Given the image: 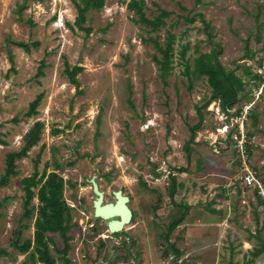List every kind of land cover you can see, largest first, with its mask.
I'll use <instances>...</instances> for the list:
<instances>
[{
  "label": "rangeland",
  "instance_id": "obj_1",
  "mask_svg": "<svg viewBox=\"0 0 264 264\" xmlns=\"http://www.w3.org/2000/svg\"><path fill=\"white\" fill-rule=\"evenodd\" d=\"M130 1L105 0L100 10L86 12L80 29L74 25L80 0H0V134L6 143L0 177L6 154L22 147L35 122L43 124L37 145L0 186V264H31L33 247L22 254L15 244L33 240L36 209L31 219L22 218L20 180L32 174L38 154V172L46 166L64 180L75 224L69 264H264V252L252 255L264 247V205L243 184L230 135L223 139L216 131L219 102L202 108L210 96L206 78L191 73L194 59L218 45L220 64L242 79L239 95L245 96L236 106L247 110L249 164L264 185V81L251 77L264 59V0H143L149 19L168 12L154 32L137 22ZM169 34L173 51L164 84L151 39L163 48ZM67 67L80 68L77 87ZM39 95L37 113L27 116ZM197 108L202 121L187 156ZM236 113H229L228 126L236 124ZM170 176L179 185L174 202L190 209L167 236L183 211L170 200ZM92 177L104 202H113L117 190L129 198L132 219L122 232L110 234L106 222L93 217ZM31 205H38L36 197ZM47 237L62 264V240Z\"/></svg>",
  "mask_w": 264,
  "mask_h": 264
},
{
  "label": "trees",
  "instance_id": "obj_2",
  "mask_svg": "<svg viewBox=\"0 0 264 264\" xmlns=\"http://www.w3.org/2000/svg\"><path fill=\"white\" fill-rule=\"evenodd\" d=\"M104 1L105 0H80L79 4L76 6L77 16L74 25L83 29L82 24L85 22L86 12L89 10H100L104 6ZM198 2L199 0H197V3ZM127 9L135 13L137 22L150 28V31L153 32L164 25V19L168 16V12L160 10L159 14L152 17V19L147 18L144 12L143 0H131L127 4ZM192 21L193 20L190 19V22ZM200 21L204 24V30L210 37V32L208 31L209 24L205 22L202 17L200 18ZM84 30L87 34L90 33L89 28ZM151 40L156 50L161 54L160 59L155 57L154 60L158 66L161 80L165 84V78L171 69L173 36L170 34L167 36V41L163 48L156 42V40ZM15 44L24 48L26 51L28 50V47L23 43L17 42ZM220 53V47L214 45L210 52L200 54L193 61L191 73L196 79L205 77L208 87L210 88V96L204 101L202 108H206L211 101H218L220 108L223 111H226L233 105L237 104L240 99L244 98L245 95H239L240 92L243 91L244 84L239 76L235 75L231 70H226L220 64L218 59ZM10 62H12L11 59ZM65 71L69 82L77 87L78 82L75 76L80 71V68L73 67L72 69H69L67 67ZM251 77L253 80H259V82H261V78L257 74H253ZM40 98L41 96L39 95L29 104L26 113L27 116H33L37 113ZM197 114L199 116V121L196 125L189 128L190 139L185 144L187 156L192 152L189 144L194 142L195 133L200 128L202 121V115L199 108H197ZM15 121L16 119H14V122ZM42 128L43 124L41 122H35L23 136L22 147L18 151L6 154L4 173L0 177L1 187L6 186L9 178L16 175V161L25 158L28 151L37 145L40 140ZM1 136L2 135L0 134V145H5L6 143L1 139ZM39 158L40 154H38L34 160L32 174L29 177H24L20 180V185L24 192L22 218L26 220L31 219L33 217V211L36 209V218L33 225V240L26 239L21 245L15 244V246L22 254L27 253L33 247V252L29 254V261L31 264H56V259L52 256L49 248V245L53 244V238L47 237V234L57 235L63 242V249L57 252L61 254L60 259L63 261L62 264H69L66 254L69 250L68 243L71 238L68 233L75 224L72 223L70 214L71 210L63 199L64 180L56 172L52 171L47 173L46 166L43 168L42 172L39 173L37 169ZM169 178L171 180V188L169 192L170 200L174 206L183 209V211L179 217L172 221L168 226L167 236L184 221L190 209L187 204H176L174 202L175 191L179 185L176 184L174 176H170ZM34 197H36L38 202L36 207L31 205V201ZM23 227L25 228L27 226ZM171 248L173 250L174 258H179L181 255L180 251L175 249L172 245ZM261 252H264V247L262 250L253 251L252 255L258 256Z\"/></svg>",
  "mask_w": 264,
  "mask_h": 264
},
{
  "label": "built area",
  "instance_id": "obj_3",
  "mask_svg": "<svg viewBox=\"0 0 264 264\" xmlns=\"http://www.w3.org/2000/svg\"><path fill=\"white\" fill-rule=\"evenodd\" d=\"M261 78V82L264 81V59L259 63L258 72L256 73ZM236 113L235 123L231 127L228 126L227 121L229 119V113ZM217 115L221 118L220 126L216 128L217 133L224 139L230 135L233 140L238 154V162L240 164L241 179L243 184L247 188H252L256 195L261 198L264 205V185L258 179L256 172L250 168V157L248 151L249 139L244 130V121L246 119L247 110L238 109V107L233 105L230 109L226 111H219ZM236 127L235 132L231 133L232 128Z\"/></svg>",
  "mask_w": 264,
  "mask_h": 264
},
{
  "label": "water",
  "instance_id": "obj_4",
  "mask_svg": "<svg viewBox=\"0 0 264 264\" xmlns=\"http://www.w3.org/2000/svg\"><path fill=\"white\" fill-rule=\"evenodd\" d=\"M89 182L95 196L92 202L93 217L105 221L110 234L122 232L132 219V211L128 207L129 198L123 195L122 191L117 190L112 192L113 202H104V193L99 190L95 177H92Z\"/></svg>",
  "mask_w": 264,
  "mask_h": 264
}]
</instances>
